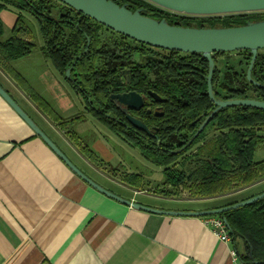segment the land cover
I'll use <instances>...</instances> for the list:
<instances>
[{"label":"trees","instance_id":"obj_1","mask_svg":"<svg viewBox=\"0 0 264 264\" xmlns=\"http://www.w3.org/2000/svg\"><path fill=\"white\" fill-rule=\"evenodd\" d=\"M131 10L166 18L171 24L214 27L243 25L248 20L264 19L263 12L227 14L223 17L171 14L148 0H114ZM12 5L28 10L36 19L44 43L41 46L26 38L32 33L20 13L12 35L4 38L5 24L1 12ZM40 48L55 69L81 96L86 112L111 131L127 139L132 147L151 163L162 167L164 184L192 197H216L211 208L250 198L264 191V186L246 192L264 182V159H254L264 143V110L247 106H230L216 112L202 132L190 143L202 121L216 107L208 94V60L201 53H184L151 47L119 34L94 19L57 0H0V66L24 80L11 62ZM237 57H232V55ZM223 55V62L219 56ZM214 95L217 99L255 98L264 100V90L251 83L247 69L252 57L249 50L213 54ZM221 63V65H220ZM71 68V76L66 70ZM130 69L131 80L124 77ZM252 78L264 82V53L258 51ZM121 90L144 94L154 91L166 98L161 103L163 115L145 113L141 119L152 131L137 130L131 125L114 122L109 115L119 110L110 108V95ZM36 102L50 113L53 105L33 93ZM57 119H63L56 115ZM76 117L73 119H82ZM72 119V120H73ZM218 131L206 139L210 128ZM124 179L142 187L140 172L126 174ZM227 220L230 237L242 240L236 244L245 264H264V198L249 205L220 214ZM252 249V253H251Z\"/></svg>","mask_w":264,"mask_h":264},{"label":"crops","instance_id":"obj_2","mask_svg":"<svg viewBox=\"0 0 264 264\" xmlns=\"http://www.w3.org/2000/svg\"><path fill=\"white\" fill-rule=\"evenodd\" d=\"M43 43L42 38L38 46ZM36 51L11 62L24 80L0 66V84L81 170L105 188L149 206L173 210L212 207L216 197L150 194L124 178L106 175L105 166L95 163L97 153L84 143L78 130L83 125L96 128L102 140L109 128L86 112L81 96L66 86L65 77L40 48ZM24 59L35 63L32 77L17 67ZM33 93L50 103L53 98L56 113L44 110ZM81 110L85 117L73 119ZM57 114L63 119H57ZM76 124L79 129H69ZM110 153L112 161L101 162L107 169L114 167L117 158L114 150ZM130 173L134 171L125 170V175ZM172 201L182 205H164ZM236 244L231 237L221 240L202 216L153 213L98 191L0 95V264H245Z\"/></svg>","mask_w":264,"mask_h":264},{"label":"water","instance_id":"obj_3","mask_svg":"<svg viewBox=\"0 0 264 264\" xmlns=\"http://www.w3.org/2000/svg\"><path fill=\"white\" fill-rule=\"evenodd\" d=\"M63 4L81 12L105 27L132 38L138 42L151 47L169 51H180L184 53H201L209 65L207 75L208 94L216 107L202 121L197 131L190 140L193 141L200 132L204 130L217 111L230 106H247L264 110V100L255 98H231L217 99L214 95L213 74L215 70L214 53L232 52L238 50H249L252 54L248 69L247 78L256 86L264 87V84L252 78V68L257 59L258 51L264 49V19L248 20L243 25L236 26H214L197 27L182 26L176 23L171 24L166 18L156 19L142 13V8L131 10L127 4L120 5L114 0H57ZM157 6L180 14L187 15H224L241 12L264 11V0H148ZM129 69L124 70V74ZM66 76L70 78L71 68L66 70ZM149 94L157 102H165L166 98L154 91ZM0 95L14 108V110L30 125L51 149L84 181L92 187L123 204L137 209L176 216H208L220 215L227 211L249 205L264 198V191L250 198L239 202L208 208L203 210H173L163 209L134 201L123 197L96 182L83 170H81L66 153L37 125V123L18 104L11 94L0 84ZM111 98L116 99L121 110L126 114L131 126L137 130L151 135L152 131L143 120L133 116L128 109L139 110L145 104L144 97L136 90L121 93H112ZM149 103V102H148ZM124 105V107H122ZM156 115H163L162 112H155ZM226 220V219H225ZM227 222V220H226ZM228 224V223H227ZM252 253V249H251ZM257 264V262H255Z\"/></svg>","mask_w":264,"mask_h":264},{"label":"rangeland","instance_id":"obj_4","mask_svg":"<svg viewBox=\"0 0 264 264\" xmlns=\"http://www.w3.org/2000/svg\"><path fill=\"white\" fill-rule=\"evenodd\" d=\"M9 8L7 10H4L1 12V17L4 21L5 24V33H4V38L9 37L12 35V30L13 26L21 13L23 15V18L25 20V24L29 25L32 29V33L27 35L26 38L32 39L35 41L37 44L42 41V37L40 35L39 31V26L37 24V21L35 17L26 9H18L12 5H8ZM169 11V10H168ZM172 12V11H170ZM254 12H263V11H254ZM254 12H241V13H232V14H255ZM175 12H172L173 14ZM175 14H180V13H175ZM187 15V14H184ZM227 15V14H224ZM224 15H205V16H217V17H223ZM188 16H196L192 17L195 20V22L200 19V17L207 18L205 16H199V15H188ZM219 26V24H217ZM34 52H37L36 50ZM259 52L264 53V49H260ZM232 57H237L234 53ZM220 62L224 59V56L221 55L219 56ZM221 65V63H220ZM17 67L20 69V71L29 77H32L36 73V66L35 63L31 61V59H24L20 61V63L17 64ZM62 75V74H61ZM64 77V75H62ZM66 86L69 88L70 84L68 81L65 79ZM51 98V103L53 104L54 100ZM79 99V98H77ZM83 102V101H82ZM83 104L81 105V107ZM83 109V108H82ZM85 117L83 110L79 114H77L76 117ZM95 124L101 125L96 119H92ZM106 128V127H105ZM69 129L77 130L78 125H71ZM80 137L84 141V143H87L89 147L94 150L97 153V160L95 159V163L98 164V166L106 168L105 173L109 177H115L119 180H122L125 177V170H130L134 172H140L144 175L145 182L142 185V188L144 189L143 191H146L147 193H157V194H162L164 196H173V197H179L182 199H186L191 196V193L184 189L181 190L180 192H176L172 190L168 185L164 184V174H163V168L159 167L148 160H146L139 152L137 148H132V146L129 144L127 139L123 136H119L115 134L114 132L110 131L108 129L107 133L108 136L103 138L101 140V132L93 127H89L86 125H83L80 127L78 130ZM218 131L216 128H210L207 133H206V139L214 136ZM262 135H264V128L260 131ZM114 150L116 152L117 158L113 161L112 166H109L108 169L104 163H101L102 160L104 162L110 161L108 159H111L112 161V152ZM105 151V152H104ZM254 159L256 161H260L264 159V143L257 149L255 153ZM117 181V179H115ZM118 180V181H119ZM264 186V182L251 187V189H248L246 192H252L256 190L257 188ZM145 197H147L145 195ZM164 205L168 206H179L182 204H178L176 201H172L165 203ZM238 247L240 248L241 251L244 249V245L242 240L237 239Z\"/></svg>","mask_w":264,"mask_h":264},{"label":"flooded vegetation","instance_id":"obj_5","mask_svg":"<svg viewBox=\"0 0 264 264\" xmlns=\"http://www.w3.org/2000/svg\"><path fill=\"white\" fill-rule=\"evenodd\" d=\"M125 79L130 82L131 77H130V69L129 72L124 74ZM261 83V82H260ZM264 84V82L262 83ZM260 87V86H258ZM260 89L264 90V87H260ZM127 91H131V90H121L119 92L116 93H121V92H127ZM143 95L144 100H145V104L142 108H140L139 110H133V109H128V112L131 113L133 116L141 119L142 117H144L145 113L147 114H155V112L159 111L162 112L163 106L161 104V102H157L150 94L149 91L148 93L144 94L142 92H139ZM110 110H119L115 113V115H109L110 118L112 119V121L114 122H120L122 124L125 125H130L129 120L127 119L126 114L121 110L120 104L116 101V99L111 98L110 96ZM149 102V103H148ZM122 107H124V105H122ZM156 115V114H155ZM156 116H161V115H156ZM142 120V119H141Z\"/></svg>","mask_w":264,"mask_h":264},{"label":"built area","instance_id":"obj_6","mask_svg":"<svg viewBox=\"0 0 264 264\" xmlns=\"http://www.w3.org/2000/svg\"><path fill=\"white\" fill-rule=\"evenodd\" d=\"M205 225L209 226L212 231L223 241H229V226L226 220L220 215L203 216Z\"/></svg>","mask_w":264,"mask_h":264}]
</instances>
